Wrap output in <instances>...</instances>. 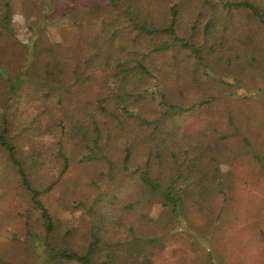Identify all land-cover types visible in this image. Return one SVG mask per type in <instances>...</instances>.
I'll return each mask as SVG.
<instances>
[{"label":"trees","instance_id":"1","mask_svg":"<svg viewBox=\"0 0 264 264\" xmlns=\"http://www.w3.org/2000/svg\"><path fill=\"white\" fill-rule=\"evenodd\" d=\"M36 1L42 3L43 22H63L60 25L86 31L85 38L75 34L73 40L82 49L81 67L87 69L83 71L91 73L85 75L78 70L73 65L74 61L60 49L40 47L36 33L29 38L27 61L22 63L14 79L9 78L8 71L0 67V75L8 83L0 108V151L6 153L8 162L16 169L21 184L30 195L32 211L38 214L44 235L29 233L35 241L34 247L43 257L41 262L101 264L97 260L101 257L96 253L99 250L106 264H154L153 245L159 243L161 246L164 237L168 238V232L150 236L139 229L148 217V201L142 194L148 199L162 198L164 207L169 209L168 215L177 223L187 221L193 206L197 205L204 212L205 205H213L216 198H220L222 204L217 219L212 220L215 213L205 211L209 226L213 228L211 232L218 228L232 202L230 192L235 189L232 181L223 179L220 159L224 157L229 165L237 160L235 149L229 143L225 144L224 140L241 135L234 128L235 132L231 134L211 139L207 134L210 124L206 123L199 129L197 137L189 141L181 126H177L178 122L182 118L185 121H193V118L198 121L200 112L209 100H198L190 106L172 102V96L160 87L162 79L159 82L157 74L161 73V69L151 59L159 53L171 52L176 56L175 53L190 50V54H194L199 64L203 65V53L193 46L189 37L193 35L200 39L222 34L229 28V22L223 21L224 16L234 17L238 13H246L264 26V0H198L195 4V0ZM14 3V0H0V35L3 37L14 33ZM92 31L94 34L88 35ZM4 50L0 47V51ZM71 67L73 79L67 76ZM179 70H182L181 65L173 67L170 76H175ZM98 74H105L101 82L108 92L89 100L95 108L94 114L87 115L85 107L88 100L82 97L81 91H86L85 84ZM40 101H43V109L38 108L33 113V104ZM151 101L157 102L159 107V113L153 119L144 112V106ZM81 115L88 116L92 122L89 123ZM105 115L117 121L116 127L120 128L122 135L129 131L122 150V167L114 169V163L109 161V174L113 177L124 172L136 181L140 189L136 200L128 203L120 200L123 207L116 210L123 217L125 213L130 217L136 213L134 221L130 223L132 227L128 228V232L133 234L132 238L121 248L92 233L87 252L66 244L58 246L54 241V218L42 195L50 191L55 181L69 170L65 128L68 125L72 129L68 136L76 138L80 151L86 153L82 159L96 158L97 161L106 162L108 158L105 152L100 157L94 156L101 149L103 133L100 118ZM40 119L44 121L40 122ZM232 121L233 117H228V125ZM44 123L51 132L59 127L58 138L63 142L59 141L56 153L53 150L42 152L35 149L29 157V168L25 167L19 158V148L14 143L17 138L15 134L33 142L37 138L36 131H41ZM90 127L94 130H90ZM137 128L143 129V132ZM241 138L246 155L257 160L264 168V155L256 145L260 139L252 136L255 142L248 136ZM198 153H204V178L198 175L199 172L191 170L194 167L193 155ZM155 166L160 168L156 175ZM232 169H236V166H232ZM36 170L45 171L46 177L52 180V185L45 191L35 189L31 184L28 173H37ZM115 201H119V198ZM163 229L168 230L166 227ZM213 264L217 263L213 261Z\"/></svg>","mask_w":264,"mask_h":264},{"label":"rangeland","instance_id":"2","mask_svg":"<svg viewBox=\"0 0 264 264\" xmlns=\"http://www.w3.org/2000/svg\"><path fill=\"white\" fill-rule=\"evenodd\" d=\"M14 1V33L7 37L0 35V47L5 48L0 51V67L8 71L9 78L14 79L22 63L27 61V46L33 33H36L40 47L60 49L74 61L73 65L78 70L85 75L91 74L83 71L87 69L81 67L82 49L73 40L75 34L85 38V30L60 25L63 22H43L42 3L36 0ZM231 16L223 18V21L229 22V28L224 33L200 39L193 35L189 37L193 46L203 53V65L199 64L194 54H190V50L175 53L176 56L171 52L159 53L151 61L161 69V73L157 74L159 82L162 79L160 87L172 96V102L190 106L198 100H209L200 112L198 121L194 118L193 121H185L182 118L178 122L177 126H181L189 141L197 137L199 129L206 123L210 124L207 134L211 139L231 134L236 128L243 138H259V142L254 141L264 155V26L246 13ZM92 34L93 31L88 33ZM179 65L182 70L177 71L176 75H181L171 77L173 67ZM72 71L71 67L67 75L69 79L74 77ZM104 76L98 74L85 84L86 91H81L82 97L88 100L85 107L87 115L94 114L95 108L89 100L108 92L101 82ZM7 85V80L0 75V108ZM42 102L33 104V113L38 108L43 109ZM144 112L150 119L155 118L159 113L157 102H148ZM230 116L233 117L231 124L234 126L228 125ZM110 117L105 115L100 118L103 139L100 151L94 154L100 157L105 152L108 158L106 162L97 161L96 158L87 161L82 159L86 153L80 151L76 138L68 136L72 129L68 125L65 128L64 143L70 158L69 170L64 176L56 178L50 191L42 195L54 218V241L58 246L66 244L87 252L92 233L121 248L132 238L133 234L128 232V228L132 227L130 223L134 221L136 213H133V217L125 213L123 217L116 210L123 207L120 200L126 203L136 200L140 189L136 181L124 172L113 177L109 174V161L114 163V169H121L122 150L129 135V131L122 135L120 128L116 127L117 121H112ZM82 118L92 122L88 116ZM42 121L44 119H40ZM50 125L53 128L52 122ZM89 129L94 130L93 127ZM137 130L143 132V129ZM36 134L37 138L33 142L15 134L17 138L14 143L19 148V158L25 167L31 164L29 157L35 149L42 152L53 150L56 153L59 141H62L58 138L60 128L55 127L51 132L45 123ZM241 137L224 140L225 144L229 143L235 149L237 160L229 165L224 157L220 159L221 174L225 181L233 182L235 189L230 192L232 202L220 226L212 232L207 216L213 212L212 220L217 219L222 204L220 198H216L213 205H205L204 212L197 205L193 206L187 221L177 223L176 219L172 220L171 215H168L169 209L164 207L162 198L148 199L142 194L148 201V217L139 229L150 236L168 232V238L164 237L161 246L159 243L153 245L154 264H213V261L217 264H264V168L257 160L246 155ZM193 159L194 167L191 170L199 172L198 175L204 178V153L193 155ZM232 166H236V169H232ZM154 168L156 175L160 168ZM36 171L28 173L31 184L35 189L45 191L52 185V180L46 177L45 171ZM116 198L119 201H115ZM41 227L38 214L32 211L30 195L21 184L16 169L8 162L6 153L0 151V264H60L41 262L43 257L39 249L34 247L35 241L29 233L32 231L44 235ZM164 227L168 230L165 231ZM136 230L139 231L138 228ZM96 253L101 256L97 260L102 264L105 261L103 253L99 250Z\"/></svg>","mask_w":264,"mask_h":264}]
</instances>
